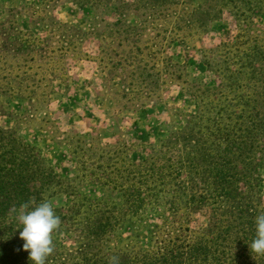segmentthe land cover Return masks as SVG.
Segmentation results:
<instances>
[{"label": "rangeland", "instance_id": "374dc122", "mask_svg": "<svg viewBox=\"0 0 264 264\" xmlns=\"http://www.w3.org/2000/svg\"><path fill=\"white\" fill-rule=\"evenodd\" d=\"M43 1L30 7V0H1L2 15L18 9L20 29L49 41L29 53L1 52L0 125L38 146L83 192L101 194L85 184V167L112 165L119 157L142 163L168 131L206 128L221 109L239 110V98L250 95L253 84L264 95V14L253 15L248 27L224 0H141L117 24L113 11ZM54 19L80 24L87 34L70 44L55 42L48 25ZM40 25L47 31L35 29ZM237 71L244 79L234 85ZM260 109L264 117V99ZM161 211L149 210L117 231L100 253L133 256L151 246L159 227L184 220L172 208ZM205 221L198 214L187 218L188 233L197 235ZM63 239L76 248L73 237Z\"/></svg>", "mask_w": 264, "mask_h": 264}, {"label": "trees", "instance_id": "16d2710c", "mask_svg": "<svg viewBox=\"0 0 264 264\" xmlns=\"http://www.w3.org/2000/svg\"><path fill=\"white\" fill-rule=\"evenodd\" d=\"M72 1L80 7L119 14L118 24L141 0ZM43 2L30 0L29 6ZM224 2L248 27L253 15L264 14V0ZM17 12L9 8L5 15L0 13V54L29 53L49 41L32 32L26 35L14 19ZM222 12H213L212 20ZM35 24L40 21L35 19ZM48 25L55 42L70 44L87 34L80 24L54 19ZM35 29L47 31L45 25ZM227 78L230 80L229 75ZM234 79L232 84L239 85L244 79L242 72L237 71ZM250 92L239 98V110L221 109L206 128L188 125L177 132L168 131L159 139L155 155L142 163L119 157L112 165L85 167L82 178L89 183L83 182L99 189L100 195L81 191V185L54 169L38 146L0 125V264H33L22 249V225L16 210L25 202L37 205L45 201L54 205L61 221L53 233L54 251L46 264H110L112 257L99 251L101 244L136 224L149 210L166 212L167 207L182 214L181 225L165 229L158 225L148 249L133 256H113L118 264H264V255L250 249L256 236V217L264 214V117L260 113L264 95L256 84ZM63 196L70 198L67 203H53ZM193 214L206 220L194 237L185 225ZM65 236L73 237L76 248L67 245Z\"/></svg>", "mask_w": 264, "mask_h": 264}, {"label": "clouds", "instance_id": "9594fccd", "mask_svg": "<svg viewBox=\"0 0 264 264\" xmlns=\"http://www.w3.org/2000/svg\"><path fill=\"white\" fill-rule=\"evenodd\" d=\"M18 222L22 225L19 236L22 249L29 253L33 264H46L47 258L54 251L53 233L60 226V218L54 205L45 201L37 205L25 202L16 210ZM256 236L250 244L251 252L264 255V214L256 217ZM110 264H118V259L112 257Z\"/></svg>", "mask_w": 264, "mask_h": 264}]
</instances>
